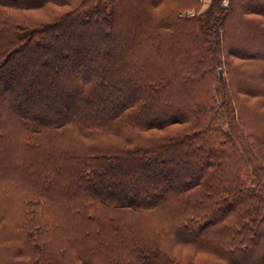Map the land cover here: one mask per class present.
<instances>
[{"label": "trees", "instance_id": "trees-1", "mask_svg": "<svg viewBox=\"0 0 264 264\" xmlns=\"http://www.w3.org/2000/svg\"><path fill=\"white\" fill-rule=\"evenodd\" d=\"M218 1L0 0V264H264V0Z\"/></svg>", "mask_w": 264, "mask_h": 264}, {"label": "rangeland", "instance_id": "rangeland-1", "mask_svg": "<svg viewBox=\"0 0 264 264\" xmlns=\"http://www.w3.org/2000/svg\"><path fill=\"white\" fill-rule=\"evenodd\" d=\"M196 1L198 3L197 6H193L190 3L180 6L178 15L181 17H190L193 15H196L198 12H201V11L207 9V7H209V5L211 3V0H196ZM230 1L231 0H219L218 4L221 7L228 8L230 5ZM56 10L61 11L62 9L57 8ZM14 13H16L19 16L20 15L21 16H27L28 18H31L34 20L45 21L48 19V13L42 9H38V10L34 9V10H29V11H22L21 10V11H15ZM253 18L258 19V20L260 19L262 24H264V19H263L264 17H262L260 15H254ZM233 63H235L237 65L239 64V66L244 67V68H248V69L256 67V66L252 65V63H254V62H245V61L238 60V59H234ZM27 67L29 68V66H27ZM32 70H34V68H32ZM222 75H223V72H222ZM255 100H256V98H247L246 103H248L249 106H254ZM12 102L16 107H21V106L25 105L26 103H28V102H26V99H24V98L16 99V100H13Z\"/></svg>", "mask_w": 264, "mask_h": 264}, {"label": "water", "instance_id": "water-1", "mask_svg": "<svg viewBox=\"0 0 264 264\" xmlns=\"http://www.w3.org/2000/svg\"><path fill=\"white\" fill-rule=\"evenodd\" d=\"M218 73H219V76L221 77V76H222V70L219 69V70H218Z\"/></svg>", "mask_w": 264, "mask_h": 264}]
</instances>
